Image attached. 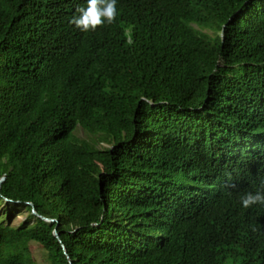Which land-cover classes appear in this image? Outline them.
Listing matches in <instances>:
<instances>
[{"label": "trees", "instance_id": "obj_1", "mask_svg": "<svg viewBox=\"0 0 264 264\" xmlns=\"http://www.w3.org/2000/svg\"><path fill=\"white\" fill-rule=\"evenodd\" d=\"M81 7L0 0V264H264V0Z\"/></svg>", "mask_w": 264, "mask_h": 264}, {"label": "clouds", "instance_id": "obj_2", "mask_svg": "<svg viewBox=\"0 0 264 264\" xmlns=\"http://www.w3.org/2000/svg\"><path fill=\"white\" fill-rule=\"evenodd\" d=\"M117 0H86V7L78 8V15H74L69 21L81 32L95 31L105 24H112L117 15ZM244 208L253 205H264V181L257 191L247 192L240 198Z\"/></svg>", "mask_w": 264, "mask_h": 264}, {"label": "rangeland", "instance_id": "obj_3", "mask_svg": "<svg viewBox=\"0 0 264 264\" xmlns=\"http://www.w3.org/2000/svg\"><path fill=\"white\" fill-rule=\"evenodd\" d=\"M24 217L20 216L17 220L21 221ZM34 258L36 260L35 264H48L46 260V254L39 247L33 249Z\"/></svg>", "mask_w": 264, "mask_h": 264}, {"label": "water", "instance_id": "obj_4", "mask_svg": "<svg viewBox=\"0 0 264 264\" xmlns=\"http://www.w3.org/2000/svg\"><path fill=\"white\" fill-rule=\"evenodd\" d=\"M3 180H4V177L0 179V185H1V183L3 182ZM6 201H8V200H6ZM29 205L31 206V213H32L34 216L40 218L41 220H43V221H45V222H54L53 219H48V218H45V217L39 215V214L35 211L34 206H33L32 204H29ZM54 235H55L56 238H58V233H57L56 231H54ZM62 247H63L64 254L67 255V254H66V250H65V248H64L63 245H62Z\"/></svg>", "mask_w": 264, "mask_h": 264}]
</instances>
